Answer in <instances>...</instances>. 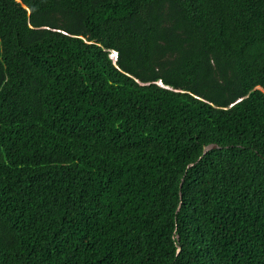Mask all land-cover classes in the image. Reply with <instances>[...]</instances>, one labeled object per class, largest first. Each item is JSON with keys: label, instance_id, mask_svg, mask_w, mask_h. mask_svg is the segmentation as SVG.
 I'll list each match as a JSON object with an SVG mask.
<instances>
[{"label": "trees", "instance_id": "trees-1", "mask_svg": "<svg viewBox=\"0 0 264 264\" xmlns=\"http://www.w3.org/2000/svg\"><path fill=\"white\" fill-rule=\"evenodd\" d=\"M0 264H264V0H0Z\"/></svg>", "mask_w": 264, "mask_h": 264}, {"label": "water", "instance_id": "water-1", "mask_svg": "<svg viewBox=\"0 0 264 264\" xmlns=\"http://www.w3.org/2000/svg\"><path fill=\"white\" fill-rule=\"evenodd\" d=\"M259 88V87H258ZM214 147H216V145L215 144H208V145H206V146H204V148H203V151H202V153H204L205 151H207V150H209V149H212V148H214ZM178 208V207H177ZM177 208H176V210H177ZM176 251H178V248L176 249Z\"/></svg>", "mask_w": 264, "mask_h": 264}, {"label": "clouds", "instance_id": "clouds-1", "mask_svg": "<svg viewBox=\"0 0 264 264\" xmlns=\"http://www.w3.org/2000/svg\"><path fill=\"white\" fill-rule=\"evenodd\" d=\"M111 57H112L113 59L115 58V52H114V51L111 52Z\"/></svg>", "mask_w": 264, "mask_h": 264}]
</instances>
